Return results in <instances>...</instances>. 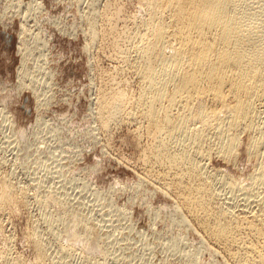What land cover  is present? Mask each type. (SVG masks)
<instances>
[{"label": "rangeland", "instance_id": "374dc122", "mask_svg": "<svg viewBox=\"0 0 264 264\" xmlns=\"http://www.w3.org/2000/svg\"><path fill=\"white\" fill-rule=\"evenodd\" d=\"M141 1L34 0L32 9L26 4L29 0H22L20 5L12 6L16 13L13 27L5 30L0 25V79L3 82L0 83L1 263L229 264L230 261V264H236V260L221 249L222 245L198 227L183 207L181 198H177L181 191L175 185H171L175 189L166 187L163 177H167L170 169L159 157L155 159L160 141L144 112L136 109L144 90V79L138 71L143 59L137 54L140 35L146 33L143 23L147 14ZM9 3L14 5L16 1ZM242 4L245 12L259 15L260 24L264 25V0H243ZM39 7H42V13ZM28 13L32 14L28 17ZM131 34H136L138 39ZM131 45H136L137 52ZM136 60L138 62H133ZM134 67L139 68L137 72ZM45 71L56 73L51 79V89L46 87L47 77L43 79ZM21 74L27 84L37 89V95L31 90L20 95L11 89L10 84L15 86L22 78ZM4 86L10 87L11 92L2 95ZM120 88L129 92L130 107L125 100L128 107L123 106L127 110L121 108L117 114L120 119L115 117L116 123L112 119L109 130L99 120V100L104 96L103 91L111 95ZM105 89L114 90H108L110 93L107 94ZM132 111L140 113V116L136 114L138 118L135 116L139 121L132 117ZM196 125L187 124L188 128L181 130L182 133L185 129L192 133L183 135L179 131L180 134L178 132L176 138L170 140L174 152L187 150L192 143L190 137L194 139L192 130H196ZM216 131H213L215 134L212 130L206 133L209 134L206 144L211 143L206 147L211 151L207 149L210 153L202 158L204 161L200 162L199 158L198 162L213 184L217 204L226 207L229 203L228 208H233L238 216H251L250 210L245 212L244 198L264 197V182L256 183V170L259 172L260 165L247 151L250 134L239 136L236 153L228 160L218 151L221 142ZM147 160L151 161L148 163L152 167L144 163ZM149 168L152 171L148 175ZM155 177H159L158 181ZM234 182H237L236 186ZM1 185L10 194L3 196V200L9 198L8 201H1ZM5 211H8L7 215ZM186 221L190 225L187 226ZM75 222L77 237L84 244L78 239L69 240L68 230ZM36 241L43 244L45 250L39 261L35 258L38 254ZM5 242L12 243L11 247Z\"/></svg>", "mask_w": 264, "mask_h": 264}, {"label": "bare ground", "instance_id": "6f19581e", "mask_svg": "<svg viewBox=\"0 0 264 264\" xmlns=\"http://www.w3.org/2000/svg\"><path fill=\"white\" fill-rule=\"evenodd\" d=\"M13 1H16V3L10 5V0H0V25H2L5 30L14 25L16 13L12 10V6L15 8L22 3V0ZM33 2L34 0H29L26 4L33 9L35 7ZM141 3L147 14V18H145L146 21L144 23L142 22L146 27V33L143 35L138 33V35L141 36V39L139 40L140 44L137 41V50L139 53L134 49L136 45L133 47V45L136 44L134 43L135 41L131 47H133L137 54H140V57L143 59L142 65H138L140 70L135 67L134 69L135 71L138 70L139 75L141 74L143 76L144 84L142 85L144 90L142 92L140 89L139 92L142 93H138L140 94L139 101L137 100L138 108L136 107L137 105L135 107L136 109H139L141 113L144 112V117L149 119L148 121H150L153 127V132H155V135L157 136H155L156 139H159L160 141V145L157 146L159 149H156L159 150V153L157 156L156 154L152 155L156 156L155 159L159 157L162 164L164 162L165 167L167 166L168 169H170V173L166 175L167 177H163L165 185L166 187L175 185L177 187L176 189L181 191L180 194H177L179 195L177 198H181L183 207L188 211L190 216L194 218L197 224H199L198 227L202 228L203 233H205L207 237L209 236L217 241L220 244L219 246L222 245L223 247L220 248H224L225 251L232 256L229 255L228 257L236 260V264H264V197L252 195L251 197L253 198H244L246 202L244 203V208L246 209L245 212L250 210L252 212L251 216H238L232 211L233 208H228L229 203L226 205L227 208L224 204L223 206H221L222 204L219 206L216 202L217 197L214 192L213 184L210 179L207 178V175L203 173L202 165L198 162L199 158H201L200 162H202L206 155H208L207 152L211 151L208 148L211 146L209 140L208 144L210 143V146L206 144L207 136H209V134L206 135L208 131L212 130L213 132L214 130H217L216 134L220 137V140H217L221 142L218 143L219 145L221 144V147L218 144L217 145L220 148L216 147L218 148L220 155L228 160H230L233 157L232 155L236 153L239 146L238 143H240L239 136L243 135V133H248L250 134V141H247L249 142V147L247 146L248 150H246L251 157L256 158L260 165L259 168L257 167L259 172L256 170V183L264 182V25L260 24L261 17L256 14L245 12L243 10V0H142ZM141 3L139 4L140 6ZM119 7L120 6H118V8ZM38 9H40L41 13L43 12L42 7H39ZM117 11L119 13V9ZM31 14L32 13H28V17ZM136 16L137 15H135V18ZM107 18H109V16ZM138 18H140V16ZM132 20H134V18H132ZM109 23H111V21ZM116 25H118V23ZM113 29H115V27ZM125 30L127 29L125 28ZM130 31L128 30V32ZM122 32H124V30H122ZM95 33L97 34V32ZM114 33L116 34L117 32ZM135 33H137V31ZM133 35L131 34L134 39L135 37L138 39L136 34L135 36ZM110 37L111 36L107 38ZM113 37L114 36H112V38ZM105 39L106 38L104 37V40ZM115 40L113 39V41ZM127 40H129V38ZM115 48L117 49V47ZM129 49H126L125 51ZM121 51L124 50L122 49ZM118 55L119 53L117 56ZM138 55H136V57H138ZM140 57H138V59ZM129 60L130 59H128V61ZM133 62L136 63L138 61L136 60ZM125 64H127V62ZM40 68L44 69V66H40ZM23 72L27 73V71L24 70ZM23 75L24 74H21L22 78L17 84H15V86H11L10 84L11 89L15 90L16 93L20 95L26 90H31L33 94L37 95V89L31 84H27L23 80ZM55 76V72L45 71L43 79L47 77V88H52L51 79ZM120 82L122 83V80H120ZM0 83H3L1 82V79ZM121 83L119 85L123 88ZM123 83H125V81ZM113 85L116 86V84ZM115 86L113 88H116ZM10 87L7 88L4 86L1 89V94L3 95L6 92L10 93ZM122 88H120V90L118 89V91L116 90V92L114 91L115 93H112L111 95H106L103 91L102 94H104V96L101 95V99L98 98L100 99L99 118H101L99 120H102L101 124L103 122L105 125L103 127L107 126L108 128H106L109 130L110 128L108 125L111 120L115 117H120L117 114L121 111V108L125 110L124 106L126 104L125 100L127 101L128 91L126 92L125 90H122ZM108 90H106L107 94L110 93ZM113 90L111 92H113ZM130 97L132 96L130 95ZM128 102L130 103V99L127 103ZM129 103L127 104L128 106ZM134 103L136 104L137 102ZM127 105L125 107H128ZM135 112H133L134 115L132 117H137V115L140 114ZM123 115H125V113ZM130 115H132V113ZM116 121L118 122L119 120ZM189 123L197 124L196 130L194 129L195 131L191 128L193 134H195L194 139L191 138L193 136L190 137V141L192 140L191 145L187 148L186 145L183 144L187 148L185 152H174L173 149H171L170 140L173 138L175 139L176 134L186 128ZM141 124H143V121ZM147 125L148 124H146V126ZM137 126H139V124ZM219 129L220 131L223 129V131L219 132ZM186 131L187 130L185 129V133L187 134L191 132ZM185 133L182 134L185 135ZM213 133L215 134V132ZM218 135H216V137H218ZM148 138L149 137H147V139ZM157 140L154 141V143L157 142ZM176 141L178 140L176 139ZM206 145L208 147H206ZM182 146L180 148H182ZM217 148L214 147V149ZM207 149L209 151H207ZM146 157H144V159ZM149 157L150 156L147 158ZM148 162L149 161L147 160V162L144 163L147 164ZM153 163L156 165L155 162ZM149 165L151 166V164ZM150 169L151 168L148 169L149 171L147 174L151 173L152 170ZM163 171L165 172L164 169ZM155 178L157 179L159 177ZM152 179H154V177ZM161 179L162 178L159 180ZM143 180L146 182L145 178ZM156 181H158V179ZM150 182L151 181L149 180V183ZM233 185L236 186L237 182H234ZM175 186L172 188L175 189ZM1 187L3 189L2 185ZM163 189L161 191H163ZM11 190L9 188V191ZM3 193L5 195H3ZM7 193V188H4L1 194V201L5 200H3V196L8 197L10 195ZM8 199L9 198L5 201H8ZM237 207L239 206L237 205ZM6 212L8 211H5V214ZM186 220L189 221V219ZM187 221L184 223L188 226L189 222L187 223ZM67 227L70 226L67 225ZM68 232L69 238L71 237V239H69L70 242L72 239L83 241L77 237L76 222L70 227ZM7 239L8 241L10 240V238ZM82 243L84 244V241ZM7 244H10V246L8 245L10 248L12 243H6V245ZM73 244L75 245V242ZM42 246L43 244H40L39 242L35 245L38 252L35 257H38V260L36 261L43 258V252H45V250H43L44 246ZM4 247L5 246H3V248ZM9 254L7 255L10 257ZM21 260H19V262ZM43 262L44 261H42L41 264H43ZM3 263H1L0 260V264ZM17 263L15 262L14 264ZM20 263L22 264L23 262L21 261ZM37 263L39 262H36V264ZM44 264H46V262Z\"/></svg>", "mask_w": 264, "mask_h": 264}]
</instances>
